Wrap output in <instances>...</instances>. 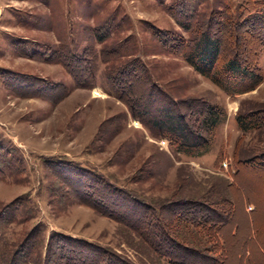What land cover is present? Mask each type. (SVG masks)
<instances>
[{
    "label": "rangeland",
    "instance_id": "1",
    "mask_svg": "<svg viewBox=\"0 0 264 264\" xmlns=\"http://www.w3.org/2000/svg\"><path fill=\"white\" fill-rule=\"evenodd\" d=\"M161 1L0 0V142L14 151L6 155L13 168L0 178V216L14 200L27 199L14 221L0 222V264H7L39 225L42 258L56 231L116 253L129 264H166L126 221L135 218V203L126 209L106 202L96 207L94 196L90 195L91 205L85 194L75 193L67 181L77 176L75 165L96 171L140 201L166 211L179 201L212 205L223 215L228 251L224 262L208 264H243L245 259L244 264H264V236L259 232L264 226V156L241 163L239 185L233 183L235 151L243 160L264 151V127L245 131L236 121L238 113L264 109V78L235 97L225 93L156 36L151 25L183 31ZM242 1L206 0L202 7L225 2L236 9ZM108 20L113 30L100 41ZM68 45L78 55L95 56L92 85L84 77L77 81L48 52ZM261 47L260 40L244 33L241 51L252 66L254 51ZM132 57L144 60L158 84L173 96L201 98L226 108L225 121L213 130L202 129L211 139L207 153L186 155L132 116L110 77ZM259 64L264 74V52ZM6 152L0 150L1 155ZM233 196L234 208L226 202ZM245 199L258 206L252 217L245 211ZM253 209L250 204L247 211ZM177 222L168 227L176 240L202 251L209 247L210 255L218 253L207 234ZM252 222L260 246L247 239ZM235 224L237 237L231 235ZM243 239L250 245L249 256L240 245Z\"/></svg>",
    "mask_w": 264,
    "mask_h": 264
},
{
    "label": "trees",
    "instance_id": "2",
    "mask_svg": "<svg viewBox=\"0 0 264 264\" xmlns=\"http://www.w3.org/2000/svg\"><path fill=\"white\" fill-rule=\"evenodd\" d=\"M205 1L162 0L164 8L183 31L163 30L151 25L154 33L167 48L182 56L197 72L213 81L225 93L235 97L256 88L264 78L263 68L259 64V58L264 52V0H243L236 9L225 2L210 8L202 7ZM112 23V20H108L101 27L100 41H105L111 34L114 27ZM247 32L262 43V47L254 51V66L241 51V41ZM48 52L62 61L77 81L84 77L88 85H92L95 56L78 55L69 45ZM110 77L116 95L125 100L132 116L139 119L155 136L168 137L173 146L186 155L199 156L207 153L211 148V139L202 133V129L213 130L227 118L228 112L222 105L201 98L173 96L169 90L158 84L140 57H132L121 67L115 68ZM240 85L243 88L238 87ZM236 121L239 128L245 131L262 128L264 109L238 113ZM4 148L7 152L4 155L0 153V178L13 168L11 159L8 160L6 155L14 154V151L1 141L0 150ZM234 155L233 183L238 186L240 164L251 163L257 157L264 156V151L250 160L237 159V150ZM73 167L77 176L67 178V181L72 182L76 194H85L81 197L85 200L88 198L91 205L92 199L95 200V206L105 202L125 209L131 203L137 205V209L132 211L135 218L126 221L149 242L161 259L166 260V264H208L225 261L228 251L227 236L221 230L224 219L217 208L199 201H179L171 207L168 206L166 211L164 208H156L140 201L131 192L111 184L94 170L79 165ZM107 190L112 194H107ZM100 191L103 192L99 193ZM254 193L258 195L259 191L255 190ZM113 194L116 197H113ZM90 195L94 197L91 199ZM247 200L245 199V211L252 217L258 206ZM25 201L27 199L14 200L1 213L0 222L14 221L19 210L24 208ZM226 202L232 208L237 203L234 196L227 198ZM250 204H254V209L248 212ZM177 221L207 234L213 243L217 244L218 253L210 255L209 247L202 251L176 240L168 227ZM238 230V224L232 226L231 235L237 237ZM259 232L264 236V226H261ZM259 232L252 222L247 239L256 242L260 236ZM41 242L42 225H39L28 235L17 254L7 264H129L124 257L116 253L107 254L85 239L56 231L51 233L45 256L42 258ZM247 243L246 239H243L240 245L246 246V254L249 256L251 251ZM257 244L261 245L259 242ZM206 251L208 253H204ZM199 261L202 263H196ZM249 262L259 264L255 261ZM229 263L231 262L228 261Z\"/></svg>",
    "mask_w": 264,
    "mask_h": 264
}]
</instances>
